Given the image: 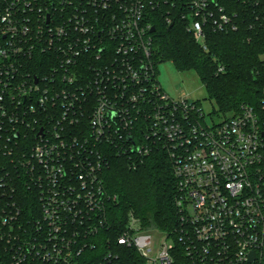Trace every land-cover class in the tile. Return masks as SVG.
Masks as SVG:
<instances>
[{"label":"built area","instance_id":"1","mask_svg":"<svg viewBox=\"0 0 264 264\" xmlns=\"http://www.w3.org/2000/svg\"><path fill=\"white\" fill-rule=\"evenodd\" d=\"M159 14L203 51L207 27L264 42L258 0H0V264H264V91L211 125L171 98ZM153 154L175 178L170 234L118 217L105 187L113 160Z\"/></svg>","mask_w":264,"mask_h":264},{"label":"trees","instance_id":"2","mask_svg":"<svg viewBox=\"0 0 264 264\" xmlns=\"http://www.w3.org/2000/svg\"><path fill=\"white\" fill-rule=\"evenodd\" d=\"M239 4L230 5L239 8ZM152 25L155 63L169 61L178 71L196 72L208 99L222 116H235L243 104H259L264 91V62L260 60L264 42L253 38L248 41L252 34L244 26L229 34L205 28L207 51H203L181 21H174L170 27L159 14ZM219 65L224 66L223 73H217ZM104 181L107 191L118 197V217L132 211L145 229L170 234L178 228L175 178L165 155L153 154L135 170L128 169L124 160L115 159ZM173 264H190L182 249L176 248Z\"/></svg>","mask_w":264,"mask_h":264},{"label":"rangeland","instance_id":"3","mask_svg":"<svg viewBox=\"0 0 264 264\" xmlns=\"http://www.w3.org/2000/svg\"><path fill=\"white\" fill-rule=\"evenodd\" d=\"M156 70L162 89L173 99L186 97L190 101L199 102L209 125L231 116V114L222 116L218 113L214 102L208 99L205 85L196 72L178 71L169 61L156 63Z\"/></svg>","mask_w":264,"mask_h":264},{"label":"water","instance_id":"4","mask_svg":"<svg viewBox=\"0 0 264 264\" xmlns=\"http://www.w3.org/2000/svg\"><path fill=\"white\" fill-rule=\"evenodd\" d=\"M171 26H172V25H170V27H171ZM154 30H155V29H154V28H152L150 31L153 33V32H154ZM252 259H253V257H252ZM252 259H250V260H249V262H251V261H252Z\"/></svg>","mask_w":264,"mask_h":264}]
</instances>
